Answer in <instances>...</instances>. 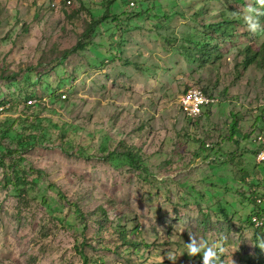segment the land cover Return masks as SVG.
<instances>
[{"label": "rangeland", "instance_id": "1", "mask_svg": "<svg viewBox=\"0 0 264 264\" xmlns=\"http://www.w3.org/2000/svg\"><path fill=\"white\" fill-rule=\"evenodd\" d=\"M55 1L0 0V264H200L189 234L264 264L254 0ZM192 88L216 100L195 121Z\"/></svg>", "mask_w": 264, "mask_h": 264}, {"label": "clouds", "instance_id": "2", "mask_svg": "<svg viewBox=\"0 0 264 264\" xmlns=\"http://www.w3.org/2000/svg\"><path fill=\"white\" fill-rule=\"evenodd\" d=\"M234 18H241V12H233ZM264 16V0H254V3H249L242 13V19L247 27V30L253 34L264 31L260 23V17ZM162 178V177H161ZM187 256L191 261L192 258L200 257V264H222L220 255L224 249L219 244H209L203 238H198L195 234L188 235V242H185ZM165 257H161L160 264H163ZM172 264H175L177 257L174 254H169L166 257Z\"/></svg>", "mask_w": 264, "mask_h": 264}, {"label": "built area", "instance_id": "3", "mask_svg": "<svg viewBox=\"0 0 264 264\" xmlns=\"http://www.w3.org/2000/svg\"><path fill=\"white\" fill-rule=\"evenodd\" d=\"M60 2V0H56L55 3L52 4V7L57 10L59 8ZM66 4L71 6L72 0H67ZM62 96L66 98L65 95ZM35 102L36 101L31 100L27 101V104L31 105ZM215 104L216 100L213 98V96L207 95L204 91L198 88L187 90L180 98V108L182 112L187 118L192 120L199 118L207 108ZM6 108L7 106H0V113H2ZM257 160L259 164L264 163V150L258 156ZM257 205L259 207H264V199H258ZM252 223L254 226H256V228H264V217L256 216L253 218Z\"/></svg>", "mask_w": 264, "mask_h": 264}, {"label": "trees", "instance_id": "4", "mask_svg": "<svg viewBox=\"0 0 264 264\" xmlns=\"http://www.w3.org/2000/svg\"><path fill=\"white\" fill-rule=\"evenodd\" d=\"M60 4H61V2H60ZM60 4H59V7H60ZM107 19L108 18H106L105 16L103 17V20H107ZM259 19L264 21V16H261ZM80 50L84 51V47H81V44H78L72 50L67 51V53H76L77 51H80ZM245 55H246V60L243 62V66H244L245 69H248L249 67H251L253 65H256L260 69L264 70V40L262 41V43L260 44V46L258 47L257 50H254L251 46H248L247 49L245 50ZM58 96L61 98L62 94L61 95L59 94ZM61 99L64 100L66 98H61ZM31 100H35L36 102L34 104H31V105L26 104L27 103L26 102V103H24L23 107L24 108H29V109H35V108L37 109L38 107H40L41 102L39 100L29 99L27 101H31ZM1 106H4V105H1ZM5 110H7V109H4V111ZM2 114L3 113H0V115H2ZM187 119L190 120V121H195V120H192V119H189V118H187ZM237 128H238V123L235 121L233 123V133L237 132ZM122 156L123 157H127V159L130 161V166L131 167H134V166L140 167V164H138L139 162H138V159H137V155L134 154V152L131 149L125 148L123 153H122ZM258 229H263V228H258Z\"/></svg>", "mask_w": 264, "mask_h": 264}]
</instances>
